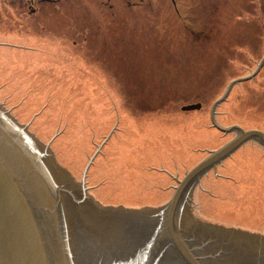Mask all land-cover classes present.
<instances>
[{"label": "rangeland", "instance_id": "rangeland-1", "mask_svg": "<svg viewBox=\"0 0 264 264\" xmlns=\"http://www.w3.org/2000/svg\"><path fill=\"white\" fill-rule=\"evenodd\" d=\"M174 1L0 0V104L50 144L74 181L86 171L88 193L104 206L167 203L186 172L234 137L212 126L211 105L264 56V0ZM215 120L264 133V63ZM203 187L195 214L264 235L255 143Z\"/></svg>", "mask_w": 264, "mask_h": 264}, {"label": "water", "instance_id": "water-1", "mask_svg": "<svg viewBox=\"0 0 264 264\" xmlns=\"http://www.w3.org/2000/svg\"><path fill=\"white\" fill-rule=\"evenodd\" d=\"M263 63L264 56L211 105L212 126L234 137L186 172L158 208L102 206L87 193L86 171L74 181L50 144L40 143L0 104V264H264V236L201 223L192 214L194 192L209 171L246 142L264 152L262 131L221 127L215 120L231 89ZM181 108L198 111L201 104Z\"/></svg>", "mask_w": 264, "mask_h": 264}, {"label": "flooded vegetation", "instance_id": "flooded-vegetation-1", "mask_svg": "<svg viewBox=\"0 0 264 264\" xmlns=\"http://www.w3.org/2000/svg\"><path fill=\"white\" fill-rule=\"evenodd\" d=\"M5 1H7V0H5ZM171 2H172V4H174L175 1H174V0H171ZM30 3H31V2H30ZM30 9L32 10L33 7L31 6ZM176 13L179 14L178 9L176 10ZM85 30H86V29H85ZM85 30H84V31H85ZM202 189H206L205 187L201 188L200 191H202V193H207L206 191H203ZM195 205H196V203H195ZM198 212H199V211H198ZM199 213H200V212H199ZM200 214H201V213H200ZM207 222H208V221H207ZM210 223H211V222H210ZM213 224H215V223H213ZM216 224H217V223H216ZM218 225H220V224H218ZM226 227H227V226H226ZM229 228H235V227H229Z\"/></svg>", "mask_w": 264, "mask_h": 264}, {"label": "bare ground", "instance_id": "bare-ground-1", "mask_svg": "<svg viewBox=\"0 0 264 264\" xmlns=\"http://www.w3.org/2000/svg\"><path fill=\"white\" fill-rule=\"evenodd\" d=\"M70 173V172H69ZM182 226H183V224H182ZM184 227V226H183Z\"/></svg>", "mask_w": 264, "mask_h": 264}]
</instances>
